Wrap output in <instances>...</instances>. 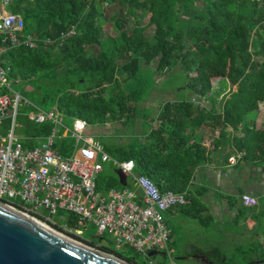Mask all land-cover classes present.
I'll return each mask as SVG.
<instances>
[{"label":"trees","instance_id":"16d2710c","mask_svg":"<svg viewBox=\"0 0 264 264\" xmlns=\"http://www.w3.org/2000/svg\"><path fill=\"white\" fill-rule=\"evenodd\" d=\"M9 10L23 18V36L38 41L36 49L9 48L4 66L10 80L43 74L40 88L52 106L90 126L133 123L137 104L150 94L146 76L181 66L197 101H168L156 118L158 127L142 138L102 144L112 158L134 160L136 173L153 179L162 192L187 193V205L202 209L193 183L221 149L237 157L236 173L250 168L252 180L259 179L254 168L264 169V124L258 127L264 106V0H14ZM140 18H150L149 25L140 26ZM105 26L111 28L108 36ZM53 129L52 123L35 124L24 136L44 139ZM205 129L219 134L212 150L204 144ZM99 187L121 188L101 180ZM245 193L239 190L231 206L262 224L264 194L258 206L248 207Z\"/></svg>","mask_w":264,"mask_h":264},{"label":"built area","instance_id":"2783aa9c","mask_svg":"<svg viewBox=\"0 0 264 264\" xmlns=\"http://www.w3.org/2000/svg\"><path fill=\"white\" fill-rule=\"evenodd\" d=\"M13 2L0 0V201L86 246L91 244L83 239L84 229L88 225L95 226L100 234H109L116 252L90 247L125 261L128 260L117 252L129 248L152 263L155 257L151 254L157 253L176 264L173 232L166 214L186 206L187 193L162 192L153 179L136 173L134 160L112 158L104 146L87 133L90 125L86 121L75 118L72 128H67L59 108L46 112L35 107L37 111L29 117L37 125L52 123L54 126L52 135L40 146L26 149L16 135L19 106L24 99L12 88L14 83L9 78L10 69L4 66V56L9 48L21 44L36 49L38 41L23 36V18L9 10ZM71 35H75V30ZM23 104L30 102L24 100ZM61 127L79 143L68 157L57 151ZM109 161L123 171L128 185L101 192L98 179ZM229 163L234 166L237 157L231 156ZM242 199L248 207L259 205V199L252 194L245 193ZM40 209L47 210L51 216L68 211V224L60 227L50 223L38 214Z\"/></svg>","mask_w":264,"mask_h":264},{"label":"rangeland","instance_id":"374dc122","mask_svg":"<svg viewBox=\"0 0 264 264\" xmlns=\"http://www.w3.org/2000/svg\"><path fill=\"white\" fill-rule=\"evenodd\" d=\"M105 11L106 17H110V11ZM150 18L147 19H138L137 21L140 22V26H147L150 23ZM156 27H152L150 29V32H154ZM107 30V36L108 33L111 32V28L105 26L104 31ZM154 69L157 68V63L155 62L153 64ZM152 76V77H151ZM43 77V74H40L36 77V80H30V81H19L18 83H14L12 85V88L15 92H18L21 94L22 98L24 100H27L30 102L29 105H24L23 101H21L18 111V119L16 122V135L21 138L24 142H26V132H29L32 129V126L35 125V123L31 122L29 120V117L36 112L35 107H39L40 109H43L46 112H51L54 110V107L52 106L53 103L51 100H47L45 95V89L40 88V79ZM147 80L145 81L146 86L149 87V96H147L146 100L142 103L137 104V118L134 120L133 123L127 124V120H122L117 123H109L105 126H89V130L91 135L97 139L101 144L109 143V141H116L121 144H127L133 141L134 139H137L136 137L142 138V132L146 133L150 130L152 123L150 121L151 118L156 114H159L161 106H163L164 103L168 101H197L196 95H193L192 92H190L189 89L186 88V85L188 83V77L187 74L182 70L180 65H177L173 68H171L168 72L165 73H156L155 71H152L151 73L146 76ZM220 89L219 81H215V90L218 91ZM208 104L209 101H206ZM210 104V103H209ZM58 109V107H56ZM142 109V110H140ZM59 110V109H58ZM140 110V111H139ZM75 118H65L64 125L71 129L73 122ZM126 123V124H125ZM264 124V106L262 107V110L260 112L259 118H258V127L261 128ZM60 138L58 142V147L66 146L70 150L77 144V139L71 136H67L66 138H63L65 128H60ZM99 137L101 139H99ZM212 140V139H211ZM213 156V155H212ZM118 167L114 164L113 161H109L108 163L104 164L103 171L100 174L101 181L106 184L108 182L114 183L118 187L120 186V178L118 175ZM235 168H232V172H235ZM243 172H238L236 174H240L242 176H239L240 182H238L235 187L239 190H245L247 187L244 179H243ZM255 175V173L253 174ZM264 177V176H262ZM260 175L258 174L257 181H261ZM255 180V178H254ZM264 185V180H262L261 183H257L255 186H258V191H261L260 188ZM211 183H206V188H209L210 191H213L216 193L218 191V187H211ZM254 186V187H255ZM200 189V188H199ZM196 193L195 191H193ZM197 195V194H195ZM217 199L222 202L223 195L217 193ZM237 195H230L229 200H234ZM201 200V199H200ZM205 208L210 210V205L206 202L201 200ZM202 211V209H200ZM193 213H198L199 218L193 219L191 217H184L182 215L183 213H178L182 215V219L184 223L180 225V222L175 220H169L167 219V222L170 225V228L176 232L174 241H178L179 239L182 240V236H186L189 239H194L198 241L201 245V247H207L210 244L216 246L218 249L221 250V255L227 256L228 261H231L230 263L235 264H244V256L248 254L250 249V240L245 235L239 236L238 233L242 231L245 233L243 229H240L237 227L236 222H231L230 218L225 217L224 222H221V230L218 229L219 224L217 221H211L208 220L204 215H202L201 211L197 209H192ZM201 213V214H200ZM40 216H43L44 218L48 219L50 223H54L59 225L60 227H66L68 224L67 219L70 217V214L68 211H61V214L57 215H50L47 210L40 209L39 213ZM202 215V216H201ZM50 218V219H49ZM259 233L264 230V218L263 223L261 224V220L257 221ZM85 234L83 236V239L87 241L90 244H94L96 246L105 248L109 251H115L114 244H112L111 237L109 234L102 235L99 233V230L95 226H87L85 229ZM240 232V233H242ZM242 233V234H243ZM240 234V235H242ZM226 235H231V239L227 240L225 237ZM264 244V240H263ZM91 246V245H90ZM95 247V246H94ZM180 244L178 245V254H176L175 259L179 257V255L182 253V251L179 249ZM120 256L123 258L135 261L137 264H172L170 259H167L164 257V255H158L154 258V263H152L150 260H148L143 255L137 254L134 250H131L129 248H125L119 252H117ZM264 253V252H263ZM262 253V255H263ZM176 264H202L197 260L189 259L184 262H176Z\"/></svg>","mask_w":264,"mask_h":264},{"label":"crops","instance_id":"0c3cea01","mask_svg":"<svg viewBox=\"0 0 264 264\" xmlns=\"http://www.w3.org/2000/svg\"><path fill=\"white\" fill-rule=\"evenodd\" d=\"M13 81V80H12ZM19 81H13V83H18ZM56 108V107H55ZM54 108V109H55ZM62 112V111H61ZM63 114V112H62ZM160 114V112H159ZM159 114H155L150 121L152 123L153 128H157L159 125L158 120H156V118L159 116ZM64 116V123H65V118L66 116L63 114ZM37 125V124H36ZM87 133L91 135L90 130L88 128ZM67 136L70 135H66L64 132V136L63 138H66ZM142 136H144V132H142ZM203 138H204V144L206 146H208L209 150H212V143L214 140H216L219 137V134L210 130V129H205L203 131ZM60 138H62L60 136ZM136 138H140V137H136ZM21 139V138H20ZM212 139V140H211ZM22 140V139H21ZM26 142H24L22 140L23 146L25 147V144H30L32 148L38 147L41 145V143H43V141L45 140V138H37V139H25ZM60 139H58L57 141V151H59V153L64 156V157H68L70 155L73 154V152L75 151V149L77 148V146L79 145L78 141L77 144L70 150L68 147L66 146H62V147H58V142ZM26 148V147H25ZM32 148H26V149H32ZM230 149V148H229ZM61 150V151H60ZM64 150L68 151L67 155H64ZM226 156H229V158L231 156H234L231 154V151L227 149V151H224L223 149H221L219 151V153L217 154V156L214 158L212 157V160L209 164H207L206 166L202 167L199 171L198 174L196 176V179L193 183V187L192 190L195 191L197 194L196 197L198 198V201L200 202L202 208V215L205 214L206 219L211 220V221H217V223L219 224L218 229L221 230V222H224L225 217L230 218L231 222H236L237 227L240 229H243L245 231V233H238L239 236H246L248 239H251L250 241V247L251 246H259L261 247V249H264V244H263V240H264V230H262L261 233H259V228H258V224L257 221L254 220V216L253 215H242L239 213V209L237 207H233L231 206L230 200L228 199L230 195H238L239 193V189H237L235 187V185L242 181L240 179L239 176H242L240 174H236V172H232V174H230V172L232 171V167L231 165H225V158ZM120 171V170H118ZM243 179L245 181V183L247 184L246 186V192L249 194H252L255 197H258V195L260 194H264V185L262 184L260 190L258 191L257 187L255 186L257 183H261L262 180L257 181V180H252L251 178V171L250 168L244 169L243 170ZM242 171V172H243ZM100 177L98 179V181H100ZM211 183V187H218V191L213 192L210 191L209 188H206V183ZM214 184V186H213ZM122 185V184H121ZM128 185V182H127ZM255 186V187H254ZM122 187H126L123 186ZM121 187V188H122ZM200 188V189H199ZM113 189V188H112ZM120 189V188H118ZM99 190L101 192H106L110 189H104L101 190L99 187ZM217 193L218 194H222L223 195V200L222 202L220 200L217 199ZM206 201L209 205H210V210H208L207 208H205V206L203 205V203L201 202V200ZM243 202V199H242ZM244 203V202H243ZM192 209H200L198 204L193 205V206H184V207H179V208H175L174 210H171L170 213L166 214V221L167 219L169 220H175L180 222V225H182L184 223L183 219H182V215H184V217L188 216L191 217L193 219H198V216H194L193 215V211ZM178 213H183L182 215L178 214ZM201 215V216H202ZM169 228L170 225L167 222ZM170 230L173 232V236H172V240H173V247L176 250V254H178V245L180 244L179 249L182 251V253L179 255V257L176 260V262H184L186 260L189 259H193V256H199V257H205L206 261L204 260H197L202 264H232L230 263L231 261H228L227 256L221 255V250L218 249L216 246H214L213 244L207 246V247H201L200 243L194 239H189L187 238L185 235L182 236V240L179 239L178 241H174V237L176 232L174 230H172L170 228ZM242 234V235H240ZM231 235H226V239L230 240L231 239ZM251 249V248H250ZM264 252V250H263ZM262 252V253H263ZM254 251L253 249L244 256V264H247V262L251 259V257L254 255ZM262 258L264 259V253L262 255ZM180 259H184L182 261H179ZM196 260V259H194ZM263 261V260H262ZM235 264H238L235 262Z\"/></svg>","mask_w":264,"mask_h":264},{"label":"water","instance_id":"95a60500","mask_svg":"<svg viewBox=\"0 0 264 264\" xmlns=\"http://www.w3.org/2000/svg\"><path fill=\"white\" fill-rule=\"evenodd\" d=\"M254 171L259 172L260 177L264 176V169L254 168ZM118 175L120 183L127 186V177L123 171H118ZM24 215L0 201V264H132L98 249L67 240L41 227L32 220L33 217L27 218ZM156 256L157 253L151 254V257ZM192 258L206 261L205 257L198 255ZM256 264H264V260Z\"/></svg>","mask_w":264,"mask_h":264},{"label":"bare ground","instance_id":"6f19581e","mask_svg":"<svg viewBox=\"0 0 264 264\" xmlns=\"http://www.w3.org/2000/svg\"><path fill=\"white\" fill-rule=\"evenodd\" d=\"M13 208V207H12ZM13 209H15V208H13ZM16 210V209H15ZM25 217H27V218H30V216H28V215H24ZM32 220H34L37 224H39L41 227H44L45 229H48L49 231H51V232H53V233H55V234H58V235H60V236H62V237H64V238H66L67 240H70V241H72V242H75V243H77V244H79V245H82V246H85V247H89V248H92V247H90V246H86V245H83V244H81L79 241H76V240H73V239H70L66 234H60L56 229H54L53 227H51V226H49V225H47V224H45V223H43V222H38L35 218H33Z\"/></svg>","mask_w":264,"mask_h":264},{"label":"flooded vegetation","instance_id":"af4514ba","mask_svg":"<svg viewBox=\"0 0 264 264\" xmlns=\"http://www.w3.org/2000/svg\"><path fill=\"white\" fill-rule=\"evenodd\" d=\"M250 248L251 250L253 249L255 254L251 257L247 264H256V262L264 260L262 258V252L264 249H261L259 246H251Z\"/></svg>","mask_w":264,"mask_h":264}]
</instances>
